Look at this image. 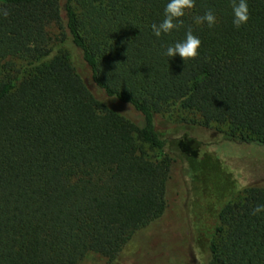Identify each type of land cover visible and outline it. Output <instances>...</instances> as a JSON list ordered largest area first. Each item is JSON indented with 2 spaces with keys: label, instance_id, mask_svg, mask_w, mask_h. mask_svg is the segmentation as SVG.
<instances>
[{
  "label": "trees",
  "instance_id": "16d2710c",
  "mask_svg": "<svg viewBox=\"0 0 264 264\" xmlns=\"http://www.w3.org/2000/svg\"><path fill=\"white\" fill-rule=\"evenodd\" d=\"M174 105L264 145V0H0V264H171L139 235L181 161L218 201L194 228L207 264H264V183L233 201L195 123L160 126Z\"/></svg>",
  "mask_w": 264,
  "mask_h": 264
},
{
  "label": "rangeland",
  "instance_id": "374dc122",
  "mask_svg": "<svg viewBox=\"0 0 264 264\" xmlns=\"http://www.w3.org/2000/svg\"><path fill=\"white\" fill-rule=\"evenodd\" d=\"M52 34L56 37L59 29L54 27ZM17 64L22 65V62L18 60ZM188 122L195 123L191 132L205 143V149L215 151L223 158L226 170L239 182V189L233 201H238L244 196L243 188L247 184L264 183V145L224 141V133L228 130L226 126L213 123L205 127L199 123L198 115L175 105L159 116V124L164 130ZM186 167L187 162L181 161L175 169L169 189L170 205L166 215L161 221L153 223L141 232L139 240L144 243L146 239H152L154 244L162 245L171 264H207L206 252L200 246L194 228L204 222V219L197 215L206 206H214L218 201L212 195L200 192L201 190L197 191L196 196L193 181L185 174ZM206 185L213 187L212 191L217 195H222L223 191H226L224 178L216 173L209 174ZM82 264H108V261L99 254L91 253Z\"/></svg>",
  "mask_w": 264,
  "mask_h": 264
}]
</instances>
